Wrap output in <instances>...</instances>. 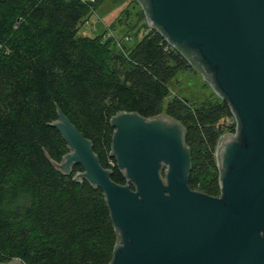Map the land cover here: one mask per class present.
Here are the masks:
<instances>
[{"label": "trees", "instance_id": "trees-1", "mask_svg": "<svg viewBox=\"0 0 264 264\" xmlns=\"http://www.w3.org/2000/svg\"><path fill=\"white\" fill-rule=\"evenodd\" d=\"M103 1L0 0L2 264L112 262L119 238L103 191L73 180L81 165L64 175L50 161L61 163L70 151L53 126L59 114L90 141L120 185L127 179L110 157L111 119L136 113L179 122L191 155L188 187L221 196L215 148L221 135L233 132L227 103L214 97L191 106L173 95L177 76L195 68L146 22L140 36L141 29L126 32L129 46L80 35ZM139 16L145 21L142 9Z\"/></svg>", "mask_w": 264, "mask_h": 264}, {"label": "water", "instance_id": "water-1", "mask_svg": "<svg viewBox=\"0 0 264 264\" xmlns=\"http://www.w3.org/2000/svg\"><path fill=\"white\" fill-rule=\"evenodd\" d=\"M135 1L235 119L215 148L221 196L188 187L186 132L164 115L111 119L110 157L125 185L62 114L53 126L70 151L50 161L64 175L81 165L73 180L103 191L119 238L111 264H264V0Z\"/></svg>", "mask_w": 264, "mask_h": 264}, {"label": "rangeland", "instance_id": "rangeland-1", "mask_svg": "<svg viewBox=\"0 0 264 264\" xmlns=\"http://www.w3.org/2000/svg\"><path fill=\"white\" fill-rule=\"evenodd\" d=\"M140 10L134 0H104L89 19L80 25L79 33L91 37L104 35V38H113L117 44L124 42L129 46L130 42L124 40L127 31L131 29L132 33H138L141 29L139 36L142 34L141 27L145 21L140 19ZM127 20L130 21L129 26L124 25ZM171 90L173 95L186 98L191 106L214 97L218 98L210 85L195 71L179 74L173 81ZM231 116L230 114L227 118L230 119Z\"/></svg>", "mask_w": 264, "mask_h": 264}, {"label": "built area", "instance_id": "built-area-1", "mask_svg": "<svg viewBox=\"0 0 264 264\" xmlns=\"http://www.w3.org/2000/svg\"><path fill=\"white\" fill-rule=\"evenodd\" d=\"M91 1H93V0H91ZM229 124L231 125V126H233V132L235 131V129H236V122H235V119L231 116L230 117V119H229Z\"/></svg>", "mask_w": 264, "mask_h": 264}]
</instances>
